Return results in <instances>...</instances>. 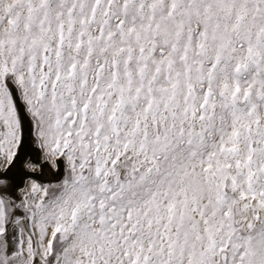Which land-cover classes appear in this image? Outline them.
Wrapping results in <instances>:
<instances>
[{
	"label": "snow or ice",
	"instance_id": "snow-or-ice-1",
	"mask_svg": "<svg viewBox=\"0 0 264 264\" xmlns=\"http://www.w3.org/2000/svg\"><path fill=\"white\" fill-rule=\"evenodd\" d=\"M0 264H264V0H0Z\"/></svg>",
	"mask_w": 264,
	"mask_h": 264
},
{
	"label": "bare ground",
	"instance_id": "bare-ground-1",
	"mask_svg": "<svg viewBox=\"0 0 264 264\" xmlns=\"http://www.w3.org/2000/svg\"><path fill=\"white\" fill-rule=\"evenodd\" d=\"M24 118L27 119L28 124L25 125L22 122L23 125V136H24V144L22 147V153L24 159H30V158H39L42 160V152L41 150L35 146V144L32 141V131L34 129L33 123L31 119L25 114ZM22 165L20 166V170L14 169L13 172L10 174L11 179L15 181V183L20 184L21 181L27 182V178L22 175ZM58 167L53 166L52 164H48L47 166L43 167L42 169H38L36 172V177H38V182L43 185H50L51 183H55L56 181H50L54 179H58V176H60V170H58V176L56 175V170ZM57 176V177H56ZM56 177V178H54Z\"/></svg>",
	"mask_w": 264,
	"mask_h": 264
},
{
	"label": "rangeland",
	"instance_id": "rangeland-1",
	"mask_svg": "<svg viewBox=\"0 0 264 264\" xmlns=\"http://www.w3.org/2000/svg\"><path fill=\"white\" fill-rule=\"evenodd\" d=\"M29 118H30V117H29ZM31 137H32V141H33V143L35 144V146H37V147L39 148V144H38V141H37V139H36L35 129H33ZM39 149H40V148H39ZM41 158H43V155H42ZM61 164H62V166H63V176L61 177L60 180L56 181L55 183H53V184L51 183L50 185H52V186H55V185L59 184V183L64 179V177L67 175V169H66V166L63 164V162H61ZM22 168H23V166H22Z\"/></svg>",
	"mask_w": 264,
	"mask_h": 264
},
{
	"label": "water",
	"instance_id": "water-1",
	"mask_svg": "<svg viewBox=\"0 0 264 264\" xmlns=\"http://www.w3.org/2000/svg\"><path fill=\"white\" fill-rule=\"evenodd\" d=\"M23 124L25 125V127H26V125L28 124V121H27V119L26 118H23ZM63 166H62V164H60V166L58 167L59 168V170H60V176H58V174H57V176H58V179H54V180H52V181H56V180H60L61 179V176H62V168ZM56 176V177H57ZM56 177H54V178H56Z\"/></svg>",
	"mask_w": 264,
	"mask_h": 264
}]
</instances>
